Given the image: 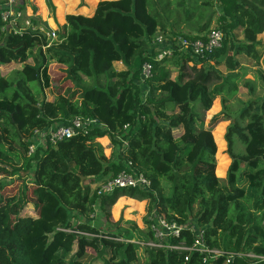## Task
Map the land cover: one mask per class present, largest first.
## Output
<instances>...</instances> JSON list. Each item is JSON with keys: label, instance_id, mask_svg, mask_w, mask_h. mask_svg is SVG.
Masks as SVG:
<instances>
[{"label": "trees", "instance_id": "trees-1", "mask_svg": "<svg viewBox=\"0 0 264 264\" xmlns=\"http://www.w3.org/2000/svg\"><path fill=\"white\" fill-rule=\"evenodd\" d=\"M20 1L23 9L32 6ZM45 2L55 18L57 5ZM3 25L0 127L20 139L33 132L21 168L14 169L24 172L21 189L0 210L2 264H264V94L256 96L255 82L264 90V0H100L86 14H66L46 50L43 33L8 32ZM213 29L224 35L220 47L204 54L179 47L180 40L205 39ZM166 44L172 54L158 59ZM52 61L64 69L56 89ZM145 63L152 66L146 78ZM253 64V79L244 83ZM242 84L247 101L235 112L231 102ZM218 97L222 109L207 121ZM78 117L96 125L49 140V132ZM226 120L231 163L220 177L213 130ZM104 136L110 156L99 141ZM122 171L142 174L150 185L98 193ZM122 196L147 201L149 229L111 218ZM97 211L113 232L95 224ZM154 212L182 226L168 246L148 244L155 239ZM192 215L198 230L188 225ZM200 229L204 245L219 253L190 249Z\"/></svg>", "mask_w": 264, "mask_h": 264}, {"label": "rangeland", "instance_id": "rangeland-1", "mask_svg": "<svg viewBox=\"0 0 264 264\" xmlns=\"http://www.w3.org/2000/svg\"><path fill=\"white\" fill-rule=\"evenodd\" d=\"M34 4L36 5V9H38V18L36 21L41 22L44 24L45 27L50 28H58L63 20V16L66 15L68 9H72V7H77L81 1H85L88 4H94L98 0H53L55 5H57V10L55 14V18L53 17L52 13L47 8L45 0H33ZM33 8V7H32ZM31 8V10H32ZM29 12V10H28ZM32 18L30 15L28 17ZM34 19V18H33ZM264 37V34H263ZM264 39V38H263ZM26 42H18L16 44L17 47H24L26 46ZM116 67L119 69L118 64H115ZM121 67V66H120ZM50 68L53 71L52 77V87L53 89L57 88V85L61 83V79L63 78L64 69L62 66H59L55 61H52L50 64ZM255 68H258V65L253 64L249 68L250 74L246 76L244 83H246L249 79H253L251 73L254 71ZM258 85V89L256 91V96H263L264 90L262 88L261 82L259 80H255ZM51 90V91H50ZM241 93H239L234 100L231 102V108L233 110L241 108L243 104L247 101L246 92L248 88L245 87L244 84L241 85ZM46 95L49 98L53 97L52 88L46 90ZM222 109L221 99L218 97L212 106V108L206 113V119L209 121L211 117L215 114L219 113ZM230 123L229 120L223 121L219 123L213 130V135L215 137L217 143V167L216 172L218 176L225 177L228 167L231 163V158L226 153L227 149V142L225 140V132L228 124ZM32 129H28L25 131L24 138L20 139L19 137H15L13 131L10 129H6L4 127H0V180L3 181L5 184L4 188H0V193H2V201L0 200V210L7 211L9 209L10 204L15 200L19 190L21 189L22 182L21 176L24 172H21L20 175L15 173V168L22 166L23 163V155H27L25 147L28 145V142L32 136ZM99 141L102 143L104 147V152L107 156L111 155L112 147L110 139H103L100 138ZM238 149H242L243 147L241 144L237 145ZM223 163V164H222ZM97 185H93L95 188ZM30 194L34 195V187L29 185ZM147 201H138L135 199L128 198L126 196L120 197L116 203L110 208L111 218L116 221L123 216L125 219L134 220L139 227L142 229L149 227L146 224V218H149V215L146 210ZM29 213H35L33 207H28ZM98 212V213H97ZM96 218H94V222L104 231H112V226L108 223V219L104 214L97 211ZM192 228L198 230V224L196 218L193 215L190 217L188 222ZM3 258H0V264H2ZM93 264H101L99 260L95 261Z\"/></svg>", "mask_w": 264, "mask_h": 264}, {"label": "built area", "instance_id": "built-area-1", "mask_svg": "<svg viewBox=\"0 0 264 264\" xmlns=\"http://www.w3.org/2000/svg\"><path fill=\"white\" fill-rule=\"evenodd\" d=\"M20 0H4V2L0 5V21H3V29L8 32L12 31L14 33H19L27 29H32L33 31H39L43 33L46 38V43L42 45L43 50H46L52 43H54L57 39V28H50L43 26L41 22L36 23L35 21L38 18V14H32V10L28 12V8H21ZM30 2H34L30 0ZM32 18H29V16ZM34 18V19H33ZM223 33L220 30L213 29L206 36L205 39H198L195 41L188 40H180L179 47L182 50H191L196 54H204L205 52L211 51L221 46L223 40ZM158 44H162L164 42V38L162 36L156 39ZM173 45L166 44L163 50H160L157 58L162 59L165 56H169L172 54ZM152 72V66L150 63H145L143 65L142 75L143 77H149ZM94 125H96L94 120L84 119V118H76L72 121L71 125H63L59 126L53 131L49 132V140L52 143H57L59 140L70 138L76 134L77 131L83 130L88 131ZM36 135L39 131H36ZM36 145L32 144L29 147V154H32L35 151ZM149 181L144 177V175L133 174L126 171L120 172L117 176L108 181L102 183L99 187L98 193H109L113 191L116 187H147L149 186ZM151 229L154 233L155 239L150 241L148 244L151 246L165 247L168 246L167 239L168 238H179L182 233V226L179 225L175 221H169L167 218L162 217L158 213L154 212L151 216ZM184 246V243L181 242L176 246H169L170 248H179ZM191 250L208 252V253H219L218 250H209L204 245V237L203 231L200 229L196 236V241L193 246L190 248ZM229 261V260H228Z\"/></svg>", "mask_w": 264, "mask_h": 264}, {"label": "crops", "instance_id": "crops-1", "mask_svg": "<svg viewBox=\"0 0 264 264\" xmlns=\"http://www.w3.org/2000/svg\"><path fill=\"white\" fill-rule=\"evenodd\" d=\"M30 1V0H29ZM44 1V0H43ZM100 0H98L96 3H94V4H88L87 5V3L85 2V1H81L80 2V4L77 6V7H72V9H68L67 10V13L66 14H68V13H70V12H73V11H79L80 13H83V14H86V13H88L92 8H94L97 4H98V2H99ZM31 4H32V6L34 7H36V5L34 4V3H32V2H30ZM32 6L30 7H27L28 8V10L30 11V9L32 8ZM37 8V7H36ZM33 9V8H32ZM64 18H63V20L61 21V24H63V23H65V16H63ZM261 38H264L263 37V34L260 36ZM115 64H118V66H119V69L116 67V65ZM114 65H115V67L118 69V70H122V69H124V65L121 63V62H115L114 63ZM121 66V67H120ZM103 139H107V140H109V137L108 136H104V137H102ZM101 143V142H100ZM102 144V143H101Z\"/></svg>", "mask_w": 264, "mask_h": 264}, {"label": "water", "instance_id": "water-1", "mask_svg": "<svg viewBox=\"0 0 264 264\" xmlns=\"http://www.w3.org/2000/svg\"><path fill=\"white\" fill-rule=\"evenodd\" d=\"M82 179H84V177L82 176Z\"/></svg>", "mask_w": 264, "mask_h": 264}]
</instances>
